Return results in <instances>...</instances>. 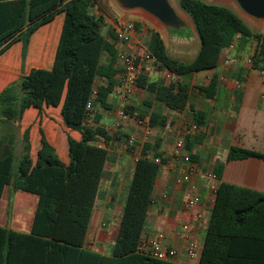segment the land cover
Returning a JSON list of instances; mask_svg holds the SVG:
<instances>
[{
	"label": "trees",
	"instance_id": "16d2710c",
	"mask_svg": "<svg viewBox=\"0 0 264 264\" xmlns=\"http://www.w3.org/2000/svg\"><path fill=\"white\" fill-rule=\"evenodd\" d=\"M178 6L194 26L199 49L190 62L180 61L168 53L160 32L150 29L145 45L159 69L175 76L213 69L222 48L239 36L256 42L250 68L264 72V32L253 31L236 12L223 5L178 0ZM95 7L98 15L92 13ZM104 10L100 0H0V66L14 69L19 61L21 70L17 78L5 81L0 91L2 118L18 123L30 108L37 111L38 117L44 107L59 108L66 130L79 134V139L67 134L69 163L65 165L38 128L40 149L33 163L30 128H26L22 135L25 154L17 166V176L13 179L12 159L0 165V195L2 188L11 184L16 191L38 197L29 232L0 227V264H103L104 260L110 264L123 260L170 264L136 251L154 183L165 161L157 153L148 154L149 144L136 159L111 257L83 248L108 154L99 142L105 145L112 139L104 127L98 126V110L109 109L107 99L121 72L116 66L117 50L107 40V36L116 40L114 30H109L107 36L102 33ZM52 24L57 28L51 66L29 68L26 59L32 37ZM139 29L136 22L135 30ZM9 51L15 58L4 57ZM97 80L104 84L96 88L93 118L87 125L86 105ZM136 85L169 110H182L188 105L185 85L173 82L163 86L141 77ZM216 87L217 77L213 75L209 84L198 90L213 98ZM124 111L133 114L128 108ZM192 112L195 125H202L205 114L194 109ZM157 119L151 113L149 126L162 124ZM156 158L161 164L155 163ZM249 158L264 160V153L230 147L226 160ZM198 264H264V193L226 182L218 184Z\"/></svg>",
	"mask_w": 264,
	"mask_h": 264
},
{
	"label": "crops",
	"instance_id": "0c3cea01",
	"mask_svg": "<svg viewBox=\"0 0 264 264\" xmlns=\"http://www.w3.org/2000/svg\"><path fill=\"white\" fill-rule=\"evenodd\" d=\"M100 1L104 6L109 5V0ZM118 11L115 10L120 13ZM92 13L98 15V8H93ZM109 23L111 25L107 24L106 31L102 33L107 36L109 30H114L115 35V25L110 21ZM56 28L53 24L45 26L32 37L26 59L29 68L51 66L56 46ZM160 34L167 50L171 47L173 51H179L184 55V48L172 47L167 43L165 33V38L161 32ZM146 38V32L136 31L131 34L128 41L122 43L107 36V40L113 44L117 52L124 51L132 55L148 53ZM255 47L254 40L245 41L236 36L230 44L222 48L215 68L185 76H175L159 69L151 61H144L138 70V77L163 86L174 82L187 87L188 105L182 110H169L138 85L134 86L130 97L122 101L116 95V91L124 86V73L121 63L117 61L116 66L121 72L115 77L116 85L107 99L109 109L98 110L101 115L98 126L109 130L115 122L120 121V129L115 134L109 131L113 133L107 144L99 142L100 146L106 147L108 154L88 223L83 245L85 250L105 258L111 257L135 162L145 145L142 142L143 128L132 118L120 120L119 113L124 108H128L135 115H142L141 118H149L150 114L154 113L159 117L157 122H162L150 127L152 135L150 142L146 143L150 145L148 152L150 156L157 153L166 162L160 166L154 183L152 203L143 235L150 237L157 232L164 234V246L176 251V257L169 261L170 264H198L199 259L191 260L186 256V243L181 235L180 226L184 221L191 223L192 238L200 245L201 254L215 198L208 191L209 181L204 176L205 171L212 170L216 174L217 184L226 182L264 193V160L256 158L226 160L230 147L264 153V72L250 68V58ZM169 50L172 57L183 61L180 57L172 55V50ZM196 52L185 62H190ZM6 56L8 60L15 58L10 51L4 57ZM13 71L15 68L0 66V91L5 81L11 80L4 79V74H11ZM213 75L217 77L216 92L213 98H207L198 88L207 86ZM102 84L104 81L97 80L94 89L97 90V86ZM192 109L205 114L204 122L197 127V131L191 130L192 126H196ZM26 128H30V158L33 163L40 149L38 128L43 130L60 160L65 165L69 163L67 134L75 139H79V134L66 130L59 115V108L44 107L40 117L35 109L30 108L24 112L18 123L7 122L0 114V165L12 159L13 179L17 176V166L25 154L22 135ZM129 137L134 139L131 149L125 147ZM179 138L184 139L186 152L197 164V172L192 181L197 186L200 203L189 210L185 208L184 187L178 182L182 164L171 158L174 143ZM37 201L36 195L16 191L11 184L5 185L0 195V227L29 232ZM198 215L201 217L198 218ZM102 263L111 262L104 260ZM118 264L145 263L139 260H123Z\"/></svg>",
	"mask_w": 264,
	"mask_h": 264
},
{
	"label": "built area",
	"instance_id": "2783aa9c",
	"mask_svg": "<svg viewBox=\"0 0 264 264\" xmlns=\"http://www.w3.org/2000/svg\"><path fill=\"white\" fill-rule=\"evenodd\" d=\"M135 23L130 20H117L115 25V36L119 43L128 41L131 34L135 32ZM117 61L121 63L123 73H124V86L116 91V95L122 100L126 101L132 94V90L136 85L138 78V70L144 61H151L154 63V59L149 53L143 55H132L127 54L124 51L117 52ZM96 96V90L93 89L91 98L86 105V118L85 123L87 125L91 124L93 118V102ZM120 120L134 119L139 126L143 128L142 142L144 144L149 143L151 139V128L149 126V118H139L135 114H129L124 110L119 113ZM120 121L115 122L107 132L113 131L114 133L120 129ZM191 130L197 131V126H192ZM109 132V133H110ZM134 139L129 137L126 140L125 147L131 149L133 147ZM171 158L173 160H178L182 164L181 175L178 180L180 185H183V193L186 198L185 208L187 210L195 207L200 203V197L197 193V186L193 183L192 178L197 172V164L192 160L190 154L185 150V142L183 138H179L175 141L173 149L171 151ZM155 163L161 164L159 158H156ZM164 161L163 163H165ZM205 178L209 181L208 191L212 196H215L218 184L217 176L212 170L204 172ZM201 216L198 215V218ZM181 235L185 240V253L186 256L191 260L199 259L200 255V245L196 240L192 238V226L188 221H184L181 224ZM136 251L140 254L148 256L155 260L160 261H172L176 257V251L172 248H167L164 246V234L162 232H157L153 236L146 237L141 236Z\"/></svg>",
	"mask_w": 264,
	"mask_h": 264
},
{
	"label": "water",
	"instance_id": "95a60500",
	"mask_svg": "<svg viewBox=\"0 0 264 264\" xmlns=\"http://www.w3.org/2000/svg\"><path fill=\"white\" fill-rule=\"evenodd\" d=\"M250 21L264 23V0H229ZM123 12H140L157 22L172 47L184 48L197 43L198 35L191 20L185 19L171 0H112ZM184 46V47H183Z\"/></svg>",
	"mask_w": 264,
	"mask_h": 264
},
{
	"label": "rangeland",
	"instance_id": "374dc122",
	"mask_svg": "<svg viewBox=\"0 0 264 264\" xmlns=\"http://www.w3.org/2000/svg\"><path fill=\"white\" fill-rule=\"evenodd\" d=\"M172 4L174 5V7L178 10V12L188 21L190 20L189 17L179 8L178 6V0H171ZM206 3L209 4H217V5H223L226 6L228 8H230L231 10H233L234 12H236L241 18L242 20L249 26L251 27V29L253 31H264V23H261L259 25H255L253 24L250 19H248L246 16H244L243 14H241V12L237 9V7L231 3L229 0H202ZM119 10L112 2V0H109V5L105 6V10L103 13L104 16V25L102 28V32L106 31V28L108 27L107 24L111 25L109 23L112 22L113 24L116 23L117 20H130V21H134L140 24V29L139 31H136L138 33L140 32H146L150 29H155L159 32H161L165 38L164 32L161 29V27L158 25L157 22L153 21L150 18H147L146 16H144L143 14H141L140 12H123L121 10H119L117 13L115 12V10ZM118 14H124V17H121V15ZM109 20V21H108ZM199 45H200V41L198 39L197 43H193L192 45H190V47H184L185 49V53L184 55H182L181 53H179V51H173L171 47H168V53L170 54V50L171 49V54L176 56V57H180L181 60H183V62L188 61L192 55L195 53V51H198L199 49ZM197 53V52H196ZM13 59V58H12ZM187 63V62H185ZM2 67V66H1ZM20 65H19V61L18 63H16V67H15V71H13V73H5L4 74V79H15L19 76L20 73ZM3 78V77H2ZM1 78V79H2ZM3 81V79H2ZM113 133V132H112ZM110 133V135L112 134ZM115 134V133H114Z\"/></svg>",
	"mask_w": 264,
	"mask_h": 264
}]
</instances>
